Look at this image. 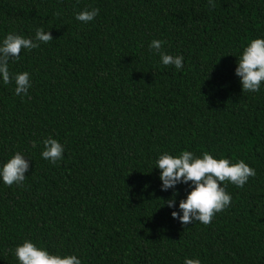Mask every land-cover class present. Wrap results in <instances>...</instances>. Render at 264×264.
<instances>
[{
    "label": "trees",
    "instance_id": "obj_1",
    "mask_svg": "<svg viewBox=\"0 0 264 264\" xmlns=\"http://www.w3.org/2000/svg\"><path fill=\"white\" fill-rule=\"evenodd\" d=\"M0 0L10 32L53 40L9 62L30 73L27 96L0 78V165L29 160L21 186L0 179V264L25 239L82 264H264V84L242 92L237 57L264 38V0ZM98 8L89 23L75 19ZM59 13V15H56ZM184 57L164 66L149 49ZM57 139L63 159L42 158ZM243 159L256 176L226 186L232 203L209 225H182L190 185L161 190L164 152ZM177 192L175 207L162 206ZM182 215V213H181Z\"/></svg>",
    "mask_w": 264,
    "mask_h": 264
},
{
    "label": "clouds",
    "instance_id": "obj_2",
    "mask_svg": "<svg viewBox=\"0 0 264 264\" xmlns=\"http://www.w3.org/2000/svg\"><path fill=\"white\" fill-rule=\"evenodd\" d=\"M210 7H215L214 0H208ZM99 13L98 8H85L76 13L75 19L82 23L93 21ZM59 15V13H56ZM53 40L50 31L37 28L35 37H25L22 34L8 33L0 42V78L5 85L15 83V95L27 96L32 87L30 73L27 71L13 74L9 70L10 61H18L23 50L36 49L40 43ZM166 41L153 39L149 49L160 56L164 66H174L177 70L183 68L184 57L173 56L162 50ZM235 74L240 78L242 92H259L264 84V38L251 39L237 57ZM43 159L56 164L63 159L64 146L52 137L43 140ZM155 167L160 170L161 190L174 189L178 184L190 185L185 199L179 201V212L172 211L171 216L182 225L199 222L209 225L216 215L231 206L232 196L226 186L231 183L237 188H243L250 178L256 176L254 168L243 159L233 162L221 156L219 159L208 151L197 156L192 151L184 150L178 155L164 152L155 161ZM30 167L29 160L23 153L17 151L10 159L0 165V179L7 186H21L26 179ZM177 192L172 197L163 200V205L175 207ZM182 213V215H181ZM14 256L19 264H82L75 254H53L46 248L37 246L30 239L18 244ZM184 264H201L199 258H185Z\"/></svg>",
    "mask_w": 264,
    "mask_h": 264
}]
</instances>
